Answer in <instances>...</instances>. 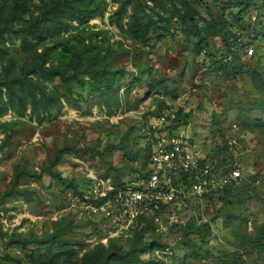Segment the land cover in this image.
<instances>
[{
  "label": "rangeland",
  "instance_id": "obj_1",
  "mask_svg": "<svg viewBox=\"0 0 264 264\" xmlns=\"http://www.w3.org/2000/svg\"><path fill=\"white\" fill-rule=\"evenodd\" d=\"M167 132L236 188L107 215ZM0 264H264V0H0Z\"/></svg>",
  "mask_w": 264,
  "mask_h": 264
},
{
  "label": "built area",
  "instance_id": "obj_2",
  "mask_svg": "<svg viewBox=\"0 0 264 264\" xmlns=\"http://www.w3.org/2000/svg\"><path fill=\"white\" fill-rule=\"evenodd\" d=\"M254 50H246L252 56ZM144 169L114 192L113 205L105 204L107 215L122 220L147 218L156 225L178 224V212L194 202L239 183V166L220 169L188 139L175 133L154 134ZM181 210V211H180Z\"/></svg>",
  "mask_w": 264,
  "mask_h": 264
},
{
  "label": "trees",
  "instance_id": "obj_3",
  "mask_svg": "<svg viewBox=\"0 0 264 264\" xmlns=\"http://www.w3.org/2000/svg\"><path fill=\"white\" fill-rule=\"evenodd\" d=\"M134 31H135V35H136V37L138 38V39H141L142 37H143V32H142V30H141V28L139 27V26H135L134 27ZM245 55H246V50H245V53H244ZM146 159H148V154H147V156H146ZM233 188H236L235 186H232V187H227V189L228 190H232ZM138 219H140V218H138ZM144 219V218H143ZM126 257H124V259H125Z\"/></svg>",
  "mask_w": 264,
  "mask_h": 264
}]
</instances>
